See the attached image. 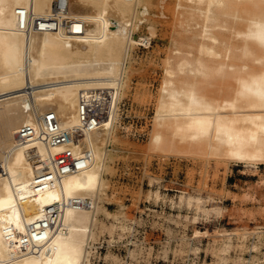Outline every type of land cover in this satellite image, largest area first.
<instances>
[{"label": "bare ground", "instance_id": "1", "mask_svg": "<svg viewBox=\"0 0 264 264\" xmlns=\"http://www.w3.org/2000/svg\"><path fill=\"white\" fill-rule=\"evenodd\" d=\"M140 6L141 0H0V264H95L100 233L126 231L122 205L111 211L102 202L133 48L152 44V35L134 34L148 13ZM185 7L203 19L194 34L203 39L201 54L220 58L223 43L231 63L213 66L187 52L169 56L153 140L165 145V130L182 142L208 137L235 161L264 163V0H188ZM223 29L243 44L221 39ZM226 66L239 83L229 112L200 95L189 76ZM82 93L112 96L93 127L81 124ZM50 112L75 131L69 141L49 142L43 117ZM68 150L80 166L59 173L51 159ZM47 166L53 178L39 182ZM101 214L119 223H102ZM106 258L122 262L111 252Z\"/></svg>", "mask_w": 264, "mask_h": 264}, {"label": "rangeland", "instance_id": "2", "mask_svg": "<svg viewBox=\"0 0 264 264\" xmlns=\"http://www.w3.org/2000/svg\"><path fill=\"white\" fill-rule=\"evenodd\" d=\"M141 1L148 13L137 19L134 34L152 35V44L133 48L130 85L119 110L115 138L108 146V182L102 202L111 211L122 205L119 220L127 229L101 232L93 262L264 264V163L235 161L225 147H217L208 137H188L182 142L179 135L165 130V145L153 140L162 85L169 77L165 72L169 56L187 52L217 66L218 61H228V48L218 44L220 58L201 54L203 39L194 34L202 30L203 19L188 13V0ZM228 30L223 29L220 38L241 46L243 38L230 39ZM240 51L233 55L239 56ZM231 70L226 66L225 71L209 76L189 74L199 94L223 112L231 110L229 104L239 86ZM100 217L108 225L119 223L112 216ZM108 252L122 262L105 259Z\"/></svg>", "mask_w": 264, "mask_h": 264}, {"label": "built area", "instance_id": "3", "mask_svg": "<svg viewBox=\"0 0 264 264\" xmlns=\"http://www.w3.org/2000/svg\"><path fill=\"white\" fill-rule=\"evenodd\" d=\"M105 96L106 95H104V97ZM101 98H97L96 96H93V93L91 94L82 93V97H81L82 127H93L106 117L107 106L110 103L112 96L108 94L107 100L103 99V101L101 100ZM43 120L45 122L46 127L48 128V135H49L48 140L52 145H57L60 143L67 142L70 140L71 136L75 135L74 130L68 131L60 126L58 118L53 112H50L47 115H45L43 117ZM85 157L88 158L90 157V155L86 153ZM51 160L54 166V170L63 174L68 173L74 170L75 168L78 169L80 166V159L74 156V154L70 150L64 151L54 156ZM41 170L42 171L39 173V175L42 176L39 178V182L45 180V178H47V180H51L53 178L52 173H50L52 170L51 167L47 166L41 168ZM46 173H50V174L44 175Z\"/></svg>", "mask_w": 264, "mask_h": 264}]
</instances>
